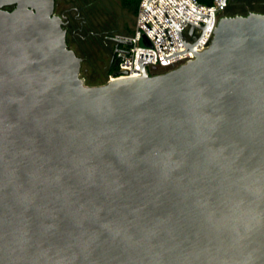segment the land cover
Returning a JSON list of instances; mask_svg holds the SVG:
<instances>
[{
  "label": "water",
  "instance_id": "obj_1",
  "mask_svg": "<svg viewBox=\"0 0 264 264\" xmlns=\"http://www.w3.org/2000/svg\"><path fill=\"white\" fill-rule=\"evenodd\" d=\"M150 4L195 59L90 85L55 0H0V264H264V13L199 51L171 2L176 51Z\"/></svg>",
  "mask_w": 264,
  "mask_h": 264
},
{
  "label": "built area",
  "instance_id": "obj_2",
  "mask_svg": "<svg viewBox=\"0 0 264 264\" xmlns=\"http://www.w3.org/2000/svg\"><path fill=\"white\" fill-rule=\"evenodd\" d=\"M170 1L183 16L200 25H207L208 17L197 14L194 11L188 9L184 2L193 10L210 16V22L206 33L194 46L199 51L205 49L209 45L218 21L220 17L223 16V12L226 8V5L223 4V0H215L214 5L210 7L200 4L197 0H184V2L182 0ZM170 1L151 0L150 10L168 31L175 50L180 51L188 49L177 27L184 35L187 43L191 44L197 42L204 30L199 27H195L192 30V33H190L192 23L186 20L178 12ZM149 2L150 0H140L135 28L133 32L131 34L119 35L117 37L118 39L132 41L129 44H127L126 42H119V45L117 47V49L120 50L130 51L129 53L120 51L115 52V60L117 65L116 71L128 70L127 72H120L121 75H141L143 73V69L141 67L142 54L151 56L150 62L146 64V68L148 69L150 74L167 72L187 63L190 60L195 59L194 52L190 51L185 54L165 60L158 39L156 38L152 30L156 33L159 40L161 41L166 56L174 54V51L172 49L167 33L149 12ZM158 3L168 15L163 11ZM141 17L146 21V23L151 27L152 30L147 26V24ZM172 21L176 24L177 27ZM154 67H156V69ZM116 71L114 74H109V78L107 81L116 77V74L118 73Z\"/></svg>",
  "mask_w": 264,
  "mask_h": 264
},
{
  "label": "trees",
  "instance_id": "obj_3",
  "mask_svg": "<svg viewBox=\"0 0 264 264\" xmlns=\"http://www.w3.org/2000/svg\"><path fill=\"white\" fill-rule=\"evenodd\" d=\"M89 1V0H87ZM94 1V0H90ZM200 4L205 6H213L215 0H197ZM257 0H227L226 8L223 12V15H237V14H247L249 11H261L262 7L258 5ZM123 4L126 7H133L135 12L137 13L140 0H122ZM86 5H94L93 3H86V0H83L80 4H78L79 12H75L72 16L74 18L72 22V31L76 33L70 42H73L77 46V53L85 56V60L92 66L95 70H97L99 62H103L107 57L110 58L109 64L107 66V75L114 73L117 70L116 60H111V49L114 50L115 44L110 45L107 43L106 36L97 28L93 23V18L98 19V15L100 13H104L106 10L104 5H94V8L89 9V7H85ZM101 14V15H102ZM78 16V18H75ZM94 16V17H92ZM105 16L102 15L101 18ZM100 18V21H101ZM83 34V36L81 34ZM132 33V32H131ZM127 33V34H131ZM77 36V37H76ZM79 37L83 38L78 39Z\"/></svg>",
  "mask_w": 264,
  "mask_h": 264
},
{
  "label": "rangeland",
  "instance_id": "obj_4",
  "mask_svg": "<svg viewBox=\"0 0 264 264\" xmlns=\"http://www.w3.org/2000/svg\"><path fill=\"white\" fill-rule=\"evenodd\" d=\"M98 3L99 5H104L106 10L103 11V14L100 13L98 15V19L92 16L94 17L92 21L95 25V28L101 31L104 36L112 35L115 37L116 35H126L127 33L133 32L137 18V13L133 7H126L122 0H100ZM94 5H86L85 7L92 9L94 8ZM101 14H105V16L101 18ZM81 35L83 36V34ZM72 37L74 36H68L69 40H72ZM78 39L83 41L82 37H79ZM70 45L74 50L77 51V46L73 42H71ZM79 55L84 59L82 64V75L85 77L86 82L90 85H100L106 83L109 78V75H107V66L109 64L110 58L107 57L102 63L99 62L101 65H98L97 70H95L85 60L84 55Z\"/></svg>",
  "mask_w": 264,
  "mask_h": 264
},
{
  "label": "flooded vegetation",
  "instance_id": "obj_5",
  "mask_svg": "<svg viewBox=\"0 0 264 264\" xmlns=\"http://www.w3.org/2000/svg\"><path fill=\"white\" fill-rule=\"evenodd\" d=\"M83 0H55V12L56 14L60 15L63 17L64 19V26L67 29V40L68 43L70 44L71 42L69 41L68 36H75L76 33L74 31H72V22L74 20L73 18V14L75 12H79L78 10V4H80ZM100 0H94V1H87L86 3H94L96 5H99ZM256 2H258V5H260L262 7L261 11H255V12H261L264 13V0H257ZM60 9V11H59ZM250 12V11H249ZM75 15V14H74ZM75 18H78V16H75ZM119 35H116L115 37L112 35H107L105 38L107 40V43H110V45H113V43L115 44V48L114 50L111 49V55H112V61L115 60V55L114 52L116 50V48L119 45V41H118V37ZM71 46V45H70Z\"/></svg>",
  "mask_w": 264,
  "mask_h": 264
}]
</instances>
